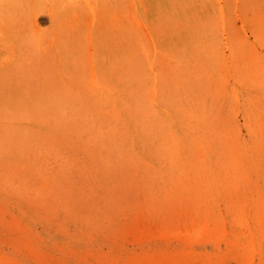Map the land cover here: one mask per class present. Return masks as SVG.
Listing matches in <instances>:
<instances>
[{
    "label": "rangeland",
    "instance_id": "374dc122",
    "mask_svg": "<svg viewBox=\"0 0 264 264\" xmlns=\"http://www.w3.org/2000/svg\"><path fill=\"white\" fill-rule=\"evenodd\" d=\"M263 69L264 0H0V264H264Z\"/></svg>",
    "mask_w": 264,
    "mask_h": 264
},
{
    "label": "bare ground",
    "instance_id": "6f19581e",
    "mask_svg": "<svg viewBox=\"0 0 264 264\" xmlns=\"http://www.w3.org/2000/svg\"><path fill=\"white\" fill-rule=\"evenodd\" d=\"M140 3H141V2H140ZM214 5H215V4H214ZM241 10H242V9H241ZM219 15H220V20H221V22H222V23H221V25H222V29L226 30V24H227V23H225V18H226L225 10H223V11H222V10H219ZM233 24H234V23H233ZM262 38H263V37H262ZM255 40H256V39H255ZM227 42H228V41H227ZM220 46H221V44H220ZM155 47H156V46H155ZM211 49H212V48H211ZM247 49H248V48H247ZM255 49H256V48H255ZM213 50H214V49H213ZM155 52H156V51H155ZM208 55H209V54H208ZM243 56H244V55H243ZM257 56H258V55H257ZM162 57H163V56H162ZM212 57H213V56H212ZM258 57H259V56H258ZM217 58H218V56H217ZM220 58H221V57H220ZM247 58H249V57L247 56ZM226 59H227V58H226ZM223 60H224V56H223V58H222V62H223ZM251 61H252V64H253V61H254V60H251ZM251 61H250V62H251ZM217 62H218V60H217ZM224 62H225V61H224ZM229 62H230V61H229ZM220 63H221V62H220ZM255 63H256V62H255ZM152 64H153V63H152ZM224 64L226 65V63H224ZM225 65H224V66H225ZM255 65H257V64H255ZM217 66H218V65H217ZM220 66H221V65H220ZM235 66H236V65H235ZM155 67H157V66H155ZM198 67H199V66H198ZM221 67H222V66H221ZM225 67H226V66H225ZM251 67H252V65H251ZM222 68H223V67H222ZM226 68H228V66H227ZM244 68H247V66H245ZM255 68H259V67H255ZM262 68H263V67H262ZM248 69H250V68H248ZM157 70H158V69H157ZM246 70H247V69H246ZM255 70H256V69H255ZM263 70H264V69H263ZM263 70H261V71H263ZM222 71H223V69H222ZM226 71H227V70H226ZM256 71H257V70H256ZM228 72H229V71H228ZM228 72H226V74H227ZM230 73H231V71H230ZM248 73H249V72H248ZM259 73H260V72H259ZM261 73H262V72H261ZM226 74H225V75H226ZM237 74H238V73H237ZM262 74H263L262 76L264 77V73H262ZM251 75H253V74L251 73ZM251 75H250V77H251ZM255 75H256V74H255ZM255 75H254V76H255ZM260 75H261V74H260ZM226 76H227V75H226ZM226 76H225V77H226ZM209 77H210V76H209ZM221 77H222V76H221ZM256 77H259V75L256 76ZM226 78H227V77H226ZM226 78H225V79H226ZM235 78H236V77H235ZM245 78L248 79L247 77H245ZM260 78H261V77H260ZM198 79H199V78H198ZM225 79H224V80H225ZM227 79H228V78H227ZM227 79H226V80H227ZM238 79H239V77H238ZM226 80H225V81H226ZM229 80H230V79H229ZM242 80H243V79H242ZM249 80H250V78H249ZM252 80H255V79H252ZM257 80H258V79H257ZM261 80H262V79H261ZM195 81H196V80H195ZM235 81H237V80H235ZM244 81H246V80H244ZM247 81H248V80H247ZM247 81H246V83H247ZM217 82H218V81H217ZM228 82H229V81H228ZM194 83H195V82H194ZM246 83H245V84H246ZM247 84H248V83H247ZM242 86H243V85H242ZM238 89H239V88H238ZM250 90H251V89H250ZM252 91H253V90H252ZM152 93H153V91H152ZM253 93H254V92H253ZM221 94H222V93H221ZM221 94H220V95H221ZM256 94H257V93H256ZM260 94H261V93H260ZM262 94H263V93H262ZM250 95H251V94H250ZM263 95H264V94H263ZM223 96H224V95H223ZM223 96H222V97H223ZM149 97H150V96H149ZM201 97H202V96H201ZM222 97H221V98H222ZM193 98H194V97H193ZM218 98H219V96H218ZM220 100H221V99H220ZM253 101H254V100H253ZM204 107H205V106H204ZM154 109H155V108H154ZM163 111H164V110H163ZM223 113H224V112H223ZM167 114H168V113H167ZM168 115H169V114H168ZM152 116H153V115H152ZM154 116H155V115H154ZM245 116H246V115H245ZM249 118H250V117H249ZM157 119H158V118H157ZM148 121H149V119H148ZM150 121H151V120H150ZM150 121H149L148 123H151ZM250 123H251V122H250ZM168 124H169V123H168ZM247 124H248V123H247ZM220 125H221V123H220ZM249 126H250V125H249ZM175 127H176V126H175ZM220 128H221V127H220ZM220 128H219V129H220ZM208 130H209V129H208ZM131 131H132V130H131ZM205 131H206V130H205ZM215 132H216V131H215ZM224 132H226V131H224ZM224 132H223V133H224ZM171 134H172V133H171ZM173 134H174V133H173ZM224 134H227V133H224ZM214 135H215V134H214ZM226 138H227V137H226ZM165 140H166V139H165ZM165 140H164V141H165ZM219 140H220V139H219ZM224 140H225V139H224ZM207 141H208V139H207ZM240 141H241V140H240ZM165 142H166V141H165ZM227 142H228V141H226L225 143H227ZM163 143H164V142H163ZM200 143H201V141H200ZM208 143H210V142L208 141ZM241 143H242V141H241ZM245 143H246V142H245ZM247 143H248V142H247ZM206 144H207V143H206ZM228 144H229V143H228ZM228 144H227V145H228ZM230 144H231V143H230ZM248 145H249V144H248ZM250 145H251V144H250ZM250 145H249V146H250ZM167 146H169V145H167ZM175 146H176V144H175ZM197 146H198V145H197ZM202 146H203V144H202ZM207 146H208V145H207ZM209 146H210V145H209ZM224 146H226V144H224ZM232 146H233V145H232ZM232 146H231V147H232ZM249 146H248V147H249ZM229 147H230V145H229ZM243 147H244V146H243ZM174 148H176V147H174ZM203 148H204V147H203ZM232 148H234V147H232ZM232 148H229V149H232ZM170 149H171V148H170ZM229 149H228V150H229ZM244 149H245V147H244ZM165 150H166V148H165ZM173 150H174V149H173ZM173 150H172V152H173ZM175 150L177 151V149H175ZM175 150H174V151H175ZM205 150H206V149H205ZM163 151H164V150H163ZM176 151H175V155H174V156H176ZM229 151H231V150H229ZM232 151H233V150H232ZM172 152H170L171 155H172ZM236 152H237V151H236ZM236 152H235V154H236ZM206 153H207V151H206ZM229 153H231V152H228V155H229ZM245 153H246V152H245ZM178 154H179V152H178ZM184 154H185V153H184ZM235 154H234V155H235ZM179 155H180V154H179ZM235 156H236V155H235ZM175 158H176V157H175ZM175 158H173V159H175ZM181 158H183V157H181ZM255 158H256V157H255ZM169 159H170V158H169ZM178 159H179V157H178ZM170 161H172V160H170ZM181 161H182V160H181ZM181 161H180V162H181ZM237 161H238V160H237ZM173 162H174V161H173ZM183 162H184V160H183ZM220 162H222V161H220ZM173 164H174V163H173ZM205 164H208V163H205ZM229 164H230V163H229ZM227 165H228V164H227ZM174 166L176 167V164H175ZM184 166H186V165H184ZM258 168H259V167H258ZM189 172H190V171H189ZM207 172H208V171H207ZM160 173H162L161 170H160ZM205 173H206V172H205ZM187 174H188V173H187ZM226 175H227V174H226ZM222 176H223V175H222ZM210 177H212V176H210ZM219 178H220V177H219ZM159 179H160V177H159ZM161 179H162V178H161ZM216 179H217V177H216ZM223 179H224V178H223ZM211 180H212V179H211ZM209 181H210V180H209ZM223 181H224V180H223ZM182 183H183V182H182ZM218 183H219V181H218ZM4 203H5V202H4ZM41 206H42V205H41ZM105 207H106V206H105ZM26 212H27V211H26ZM63 225H64V223H63ZM48 229H49V228H48ZM70 242H71V241H70ZM0 260H1V259H0Z\"/></svg>",
    "mask_w": 264,
    "mask_h": 264
}]
</instances>
